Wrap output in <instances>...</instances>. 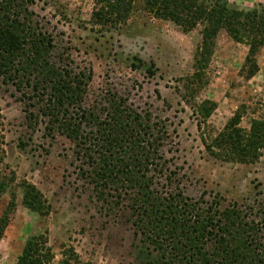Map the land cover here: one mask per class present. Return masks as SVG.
Here are the masks:
<instances>
[{
	"label": "rangeland",
	"instance_id": "rangeland-1",
	"mask_svg": "<svg viewBox=\"0 0 264 264\" xmlns=\"http://www.w3.org/2000/svg\"><path fill=\"white\" fill-rule=\"evenodd\" d=\"M200 1L210 5L214 0ZM225 1L244 11L264 4ZM92 8L91 0L27 4L51 37L54 58H68L75 72H89L85 102L104 105L106 94H116L132 110L162 124L166 137L160 154L172 172L171 186L185 197L264 211V139L247 162L227 155L221 141L236 131L249 132L252 121L264 123V47L256 55L257 72L245 79L241 66L247 48L222 30L208 57L197 60L201 23L183 31L150 14L143 0H133L125 23L99 26L91 19ZM32 102L0 79V214L11 192L15 198L0 239V264H13L26 239L37 234L45 235L54 261L63 250H72L73 264H154L139 250L137 220L113 192L94 187L87 160L76 156L75 141L48 131L47 117L30 107ZM208 103L214 107L206 114ZM28 112L32 120H27ZM22 182L39 192L46 214L21 206Z\"/></svg>",
	"mask_w": 264,
	"mask_h": 264
},
{
	"label": "trees",
	"instance_id": "trees-1",
	"mask_svg": "<svg viewBox=\"0 0 264 264\" xmlns=\"http://www.w3.org/2000/svg\"><path fill=\"white\" fill-rule=\"evenodd\" d=\"M91 2V19L99 26L122 25L133 4V0ZM28 3L31 0H0L1 82L10 84L21 99H35L30 107L37 106L47 117L48 131L75 141L76 156L87 160L94 187L100 193L113 192L137 220L133 226L145 258L154 264H264L263 209L236 203L220 207L217 201L208 204L201 198H187L171 186L172 172L160 154L165 127L149 114L129 108L116 94H106L104 105L87 104L89 72H75L68 58H54L53 41L28 11ZM143 8L183 31L203 24L197 60L208 57L213 39L224 31L247 48L243 78L257 72L256 55L264 47V4L244 11L231 8L225 0L210 5L200 0H143ZM208 104L206 114L214 107ZM26 116L27 120L34 117L31 112ZM263 128V122L252 121L250 131L241 132L245 136L236 131L233 138L222 137L225 153L241 162L251 161L264 139ZM1 145L0 133V160ZM20 189L22 207L38 215L47 213L33 185L22 182ZM3 190L0 182V193ZM14 209L11 192L0 214V239ZM73 257L72 250H63L54 261L45 235L37 234L26 239L13 264H73Z\"/></svg>",
	"mask_w": 264,
	"mask_h": 264
}]
</instances>
